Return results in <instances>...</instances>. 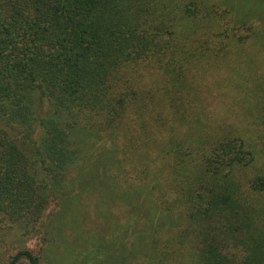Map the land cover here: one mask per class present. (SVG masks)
<instances>
[{
	"label": "trees",
	"instance_id": "1",
	"mask_svg": "<svg viewBox=\"0 0 264 264\" xmlns=\"http://www.w3.org/2000/svg\"><path fill=\"white\" fill-rule=\"evenodd\" d=\"M82 195L75 264H264V0H0V226Z\"/></svg>",
	"mask_w": 264,
	"mask_h": 264
},
{
	"label": "rangeland",
	"instance_id": "2",
	"mask_svg": "<svg viewBox=\"0 0 264 264\" xmlns=\"http://www.w3.org/2000/svg\"><path fill=\"white\" fill-rule=\"evenodd\" d=\"M39 113H42L39 107ZM19 133H14L13 136L19 137ZM22 144V143H21ZM25 146V145H22ZM97 154L100 152V148L96 147L93 153ZM89 164L86 163V166ZM96 196L92 195L87 197L82 195L80 200H77L70 209L62 212L59 219L63 222V230L53 229L52 232L56 236L57 245H52L50 242V234L47 225L53 222V212L57 213L59 207L54 204L44 212L42 221L40 220L36 226L30 231H25L22 227L24 223H17L12 227L0 226V264H7L8 260L16 252L22 249H29L34 254L40 257L42 264H75L80 260L83 255L78 245H74L72 242L77 237L74 232L75 230L87 231L90 230L92 234L98 237H103L104 240L108 239L113 229V224L119 219H113L114 217L106 218L102 212H105V206L103 204L98 205L95 201ZM114 209V208H113ZM116 212L120 217L122 216V223L125 221L126 208L121 209L115 208ZM114 211V210H113ZM120 211V212H119ZM110 215V214H108ZM103 222H107V227L100 228ZM114 221V223H112ZM60 226V221L57 222ZM61 231V234H58ZM129 236L127 237V242ZM51 245H50V244ZM16 264H29L26 259H21Z\"/></svg>",
	"mask_w": 264,
	"mask_h": 264
}]
</instances>
